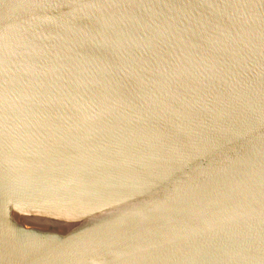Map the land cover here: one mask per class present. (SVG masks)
<instances>
[{
	"label": "water",
	"instance_id": "water-1",
	"mask_svg": "<svg viewBox=\"0 0 264 264\" xmlns=\"http://www.w3.org/2000/svg\"><path fill=\"white\" fill-rule=\"evenodd\" d=\"M0 264H264V0H0Z\"/></svg>",
	"mask_w": 264,
	"mask_h": 264
}]
</instances>
